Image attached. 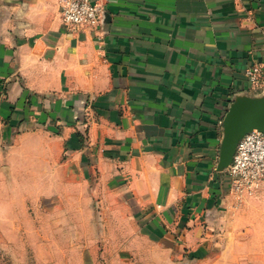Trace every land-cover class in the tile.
I'll use <instances>...</instances> for the list:
<instances>
[{"label": "crops", "instance_id": "obj_1", "mask_svg": "<svg viewBox=\"0 0 264 264\" xmlns=\"http://www.w3.org/2000/svg\"><path fill=\"white\" fill-rule=\"evenodd\" d=\"M91 1L72 31L59 0H0V213L74 225L95 197L119 241L264 264V182L238 195L217 166L229 107L264 100V0Z\"/></svg>", "mask_w": 264, "mask_h": 264}, {"label": "rangeland", "instance_id": "obj_2", "mask_svg": "<svg viewBox=\"0 0 264 264\" xmlns=\"http://www.w3.org/2000/svg\"><path fill=\"white\" fill-rule=\"evenodd\" d=\"M98 200L82 207L81 222L74 225H48L49 215L31 212L30 204L29 213L19 215L20 225L0 213V264H188L140 238L133 244L115 239L112 215L100 213Z\"/></svg>", "mask_w": 264, "mask_h": 264}, {"label": "built area", "instance_id": "obj_3", "mask_svg": "<svg viewBox=\"0 0 264 264\" xmlns=\"http://www.w3.org/2000/svg\"><path fill=\"white\" fill-rule=\"evenodd\" d=\"M64 26L77 30L96 23L101 8L91 0H59ZM245 75L254 90H264V60L245 69ZM230 189L238 195H252L264 182V132L256 129L238 142L232 162L228 166Z\"/></svg>", "mask_w": 264, "mask_h": 264}, {"label": "water", "instance_id": "obj_4", "mask_svg": "<svg viewBox=\"0 0 264 264\" xmlns=\"http://www.w3.org/2000/svg\"><path fill=\"white\" fill-rule=\"evenodd\" d=\"M254 129L264 132V100L248 98L233 103L223 119L218 170L228 168L239 140Z\"/></svg>", "mask_w": 264, "mask_h": 264}]
</instances>
